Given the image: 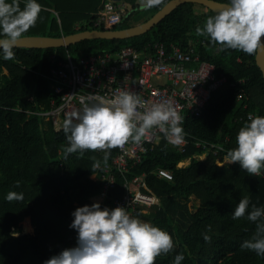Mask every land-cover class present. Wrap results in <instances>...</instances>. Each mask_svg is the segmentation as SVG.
Segmentation results:
<instances>
[{
	"label": "trees",
	"instance_id": "trees-1",
	"mask_svg": "<svg viewBox=\"0 0 264 264\" xmlns=\"http://www.w3.org/2000/svg\"><path fill=\"white\" fill-rule=\"evenodd\" d=\"M123 1L133 11L113 29L140 23L131 22L141 9L140 0ZM169 1L162 0L152 7L153 13ZM37 2L45 10L36 26L24 36L59 37L86 29H105L94 24L104 0ZM25 3L26 0H20L21 8ZM215 14L202 4L188 2L151 31L133 38L87 39L58 48H14V60H4L0 51V264H44L63 249L76 246L77 233L69 228L71 213L94 202L103 205L99 195L102 183L93 178L100 173L99 169L93 171V164L97 160L102 163L103 156L86 151L65 158L68 141L63 129L57 130L52 120L41 115L24 112L41 109L40 105L50 108V82L37 72L48 73L55 64L53 56L60 60L70 54L77 59L116 53L124 46L144 50L156 42L186 47L191 39L206 40L205 46L197 44L202 59L214 63L218 75H226L229 81L213 93L200 116L183 119L181 127L190 142L186 152L162 140L136 167L135 174L148 173L146 192L160 199L159 205L148 208V214L139 215L168 232L174 241L173 251L157 257L155 264H173L175 256L181 253L185 257L181 264H264V257L241 248L254 235L256 225L247 219V213L239 220L232 218L244 197L251 202L248 212L251 204L264 208V169L260 176H251L239 163L227 164L224 160L227 151L237 146L236 137L248 122L247 114L264 116V78L256 63L257 53L219 51V45H212L208 37L195 34V29L203 27L206 18ZM31 95L36 97L37 104L28 100ZM196 140L223 144L225 150L211 153L205 161L193 158L188 167L178 168L181 159L180 164L186 165L188 157L199 150ZM159 167L171 169L173 180L159 178L155 173ZM13 191L23 193L22 202L7 201V194ZM122 192L118 187L111 195L120 196ZM112 197L108 199L109 209L113 206ZM26 219L33 226L29 234L23 229ZM13 230L19 235L13 236ZM205 234L211 237L210 243L205 242Z\"/></svg>",
	"mask_w": 264,
	"mask_h": 264
},
{
	"label": "clouds",
	"instance_id": "clouds-1",
	"mask_svg": "<svg viewBox=\"0 0 264 264\" xmlns=\"http://www.w3.org/2000/svg\"><path fill=\"white\" fill-rule=\"evenodd\" d=\"M142 2L145 8H152L162 0ZM44 10L37 0H26L23 8L20 0H11V3L0 0V51L4 60L15 59L13 49L24 34L36 26ZM195 34L208 37L212 45H219V51L231 49L253 55L264 48L261 39L264 37V0H228L215 15L206 18L203 27L195 29ZM88 101L64 119L62 127L68 141L65 158L69 154L100 151L104 153L106 165L110 150L123 149L129 142L139 144L153 130L162 133L174 146L185 142L186 133L181 127L183 117L171 101L149 105L131 90L108 98L92 94ZM236 144L227 151L224 160L227 164L239 163L248 175L260 176L264 169V116L250 115L238 131ZM100 168L97 160L93 171ZM19 185L17 181L16 186ZM6 199L22 202L24 195L13 191ZM250 203L249 198H242L232 218L239 220L247 213V219L256 225V230L241 248L264 257V208L251 204L248 212ZM71 215L69 228L77 233L76 246L63 249L44 264H155L157 257L174 249L168 232L130 216L123 206L109 209L94 202L77 207ZM12 235L19 233L13 230ZM203 238L211 242L207 234ZM184 258L183 253L176 255L173 264H181Z\"/></svg>",
	"mask_w": 264,
	"mask_h": 264
},
{
	"label": "built area",
	"instance_id": "built-area-1",
	"mask_svg": "<svg viewBox=\"0 0 264 264\" xmlns=\"http://www.w3.org/2000/svg\"><path fill=\"white\" fill-rule=\"evenodd\" d=\"M132 11L123 0H104L94 24L103 25L105 29L113 28L123 23ZM197 44L205 46L206 42L192 41L186 47L179 44L167 46L163 42H156L144 50L124 46L116 53L104 52L77 59L70 54L60 60L53 56L55 64L50 71L37 72L50 82L53 92L49 100L50 108L46 109L40 105L41 109H27L24 112L52 120L55 128L61 130L67 114L81 109L83 103L89 102L90 95L108 98L131 90L138 93L149 105L171 101L183 119L200 116L213 93L229 80L224 74L218 75L214 63L202 59ZM28 100L37 104L34 96H30ZM246 107L247 104L244 105V108ZM19 110L22 111L21 108ZM250 115L255 117L254 114L248 113L247 120ZM162 140L170 144L162 133L153 130L139 144L129 142L123 149L110 150V160L106 165L100 162V173L97 174L102 182L100 196L108 201L112 197V191L118 187L123 191L120 196L112 197V208L123 206L130 216L145 221L139 214H148V208L160 204L157 196L146 192V189H149L148 173L144 171L135 174L134 170L144 163L145 157L152 153ZM189 143L185 137V142L175 147L184 153ZM195 146L200 153L196 152L189 157L190 161L193 158L206 159L204 154L216 155L220 150H225L223 144L202 140H196ZM98 153L104 156L103 152ZM178 164V168L187 167H180ZM155 173L159 178L168 181L174 178V173L169 168L159 167Z\"/></svg>",
	"mask_w": 264,
	"mask_h": 264
},
{
	"label": "water",
	"instance_id": "water-1",
	"mask_svg": "<svg viewBox=\"0 0 264 264\" xmlns=\"http://www.w3.org/2000/svg\"><path fill=\"white\" fill-rule=\"evenodd\" d=\"M188 2L202 4L214 12H217L222 5L226 4V2H221L218 0H170L160 10L155 12L149 19L130 27L121 29H86L73 34L61 35L59 37L29 35L24 36L22 40L18 42V46L16 48H58L74 45L87 39L121 40L133 38L151 31L177 7ZM261 39L262 43H264V37ZM256 63L262 71L264 78V48L257 52Z\"/></svg>",
	"mask_w": 264,
	"mask_h": 264
},
{
	"label": "rangeland",
	"instance_id": "rangeland-1",
	"mask_svg": "<svg viewBox=\"0 0 264 264\" xmlns=\"http://www.w3.org/2000/svg\"><path fill=\"white\" fill-rule=\"evenodd\" d=\"M140 3H143L142 2V0H140ZM153 9L152 8H147V9H140V11H138L134 16H133V18H132V21L131 22H136V23H138V22H142L146 17L148 18V17H151L154 13H153ZM53 17V16H52ZM131 22H130V24H131ZM132 24H135V23H132ZM192 41H194L193 39H191L190 40V42H192ZM189 42V43H190ZM195 42H206V40L204 39V40H196ZM31 96H33V95H31ZM250 113H252V112H250ZM252 114H254V113H252ZM255 116V115H254ZM206 157H209L208 156V154H204ZM180 167H182V166H187L188 165V163L186 164V165H181L180 163L178 164ZM188 167V166H187ZM261 173H262V171H261ZM30 220H28V219H26L24 222H23V226H24V228H25V230H26V232H32V231H30V229H31V226H30V222H29Z\"/></svg>",
	"mask_w": 264,
	"mask_h": 264
},
{
	"label": "crops",
	"instance_id": "crops-1",
	"mask_svg": "<svg viewBox=\"0 0 264 264\" xmlns=\"http://www.w3.org/2000/svg\"><path fill=\"white\" fill-rule=\"evenodd\" d=\"M141 9H147V8H145L144 6H143V3H142V6H141ZM133 23H136V22H133ZM139 23V22H138ZM141 23V22H140ZM97 153H98V151H96ZM197 152L198 153H200V150H197ZM99 154V153H98ZM207 158L208 157H206V159H203V160H200V161H205V160H207ZM184 159H187V158H184ZM188 159H189V157H188ZM181 160H183V159H181ZM181 160H180V162H181ZM191 164V161H190V159H189V163H188V165L187 166H189ZM185 168V167H184ZM93 178H95L97 181H99V182H101L100 181V178H99V176L97 175V173L93 176ZM102 183V182H101ZM101 190H102V188H101ZM101 190H100V192H99V195H100V193H101ZM101 197V196H100ZM102 198V197H101ZM103 199V198H102ZM113 202V201H112ZM103 205H102V207H108V201H105L104 199H103V203H102ZM30 222V221H29ZM30 226H31V229H30V231H32L33 232V226H32V224H31V222H30ZM23 229H24V232L25 233H27V234H29V233H31V232H26V230H25V228H24V226H23Z\"/></svg>",
	"mask_w": 264,
	"mask_h": 264
}]
</instances>
